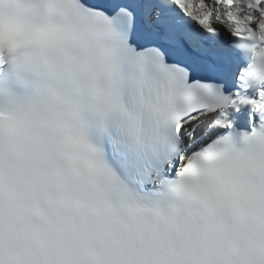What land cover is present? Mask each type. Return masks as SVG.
<instances>
[{"label": "snow or ice", "instance_id": "6c2138e0", "mask_svg": "<svg viewBox=\"0 0 264 264\" xmlns=\"http://www.w3.org/2000/svg\"><path fill=\"white\" fill-rule=\"evenodd\" d=\"M0 264H264V0H0Z\"/></svg>", "mask_w": 264, "mask_h": 264}]
</instances>
